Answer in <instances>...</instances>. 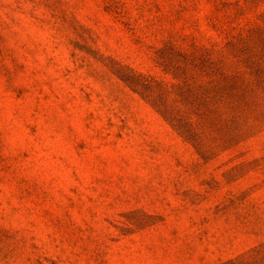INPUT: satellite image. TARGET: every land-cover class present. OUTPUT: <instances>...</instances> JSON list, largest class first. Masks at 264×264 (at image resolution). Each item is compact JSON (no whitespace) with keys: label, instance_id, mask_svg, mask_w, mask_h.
Masks as SVG:
<instances>
[{"label":"rangeland","instance_id":"374dc122","mask_svg":"<svg viewBox=\"0 0 264 264\" xmlns=\"http://www.w3.org/2000/svg\"><path fill=\"white\" fill-rule=\"evenodd\" d=\"M0 264H264V0H0Z\"/></svg>","mask_w":264,"mask_h":264}]
</instances>
